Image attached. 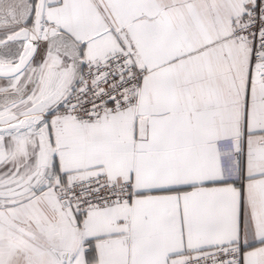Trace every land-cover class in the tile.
Masks as SVG:
<instances>
[{"label": "snow or ice", "instance_id": "6c2138e0", "mask_svg": "<svg viewBox=\"0 0 264 264\" xmlns=\"http://www.w3.org/2000/svg\"><path fill=\"white\" fill-rule=\"evenodd\" d=\"M0 264H264V0H0Z\"/></svg>", "mask_w": 264, "mask_h": 264}]
</instances>
